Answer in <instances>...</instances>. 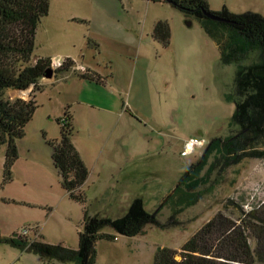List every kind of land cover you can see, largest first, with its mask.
Listing matches in <instances>:
<instances>
[{"label": "rangeland", "instance_id": "obj_1", "mask_svg": "<svg viewBox=\"0 0 264 264\" xmlns=\"http://www.w3.org/2000/svg\"><path fill=\"white\" fill-rule=\"evenodd\" d=\"M210 10L225 5L233 13L264 17V0H206ZM166 20L169 44L151 38L153 24ZM72 58L106 77L103 83L80 78L77 70L39 81L41 91L2 92L3 99L33 97L37 109L17 141L12 179L2 183L5 145L0 146V234L14 237L33 227L35 237L76 249L83 204L68 198L52 165L49 141L58 138L57 118L69 106L72 142L88 170L81 190L89 215H123L141 198L155 222L133 237L95 243V264H153L156 247L179 250L215 214L238 217L243 209L264 202V159L245 158L223 171L215 169L199 185L190 206L172 198L184 170L202 155L214 137L236 132L228 122L234 105L225 96L234 91L237 65H223L219 51L195 20L164 2L146 0H49L47 15L35 30L27 64L37 58ZM77 72V73H75ZM75 73V74H74ZM190 138L206 140L181 156ZM213 162L208 158L203 175ZM114 234L111 228L102 230ZM254 248V240L249 238ZM179 259V256H176ZM0 264H61L0 243ZM72 264V263H69Z\"/></svg>", "mask_w": 264, "mask_h": 264}, {"label": "trees", "instance_id": "obj_2", "mask_svg": "<svg viewBox=\"0 0 264 264\" xmlns=\"http://www.w3.org/2000/svg\"><path fill=\"white\" fill-rule=\"evenodd\" d=\"M146 1L168 3L185 19L195 20L216 45L223 65L255 54L253 62L237 65L234 91L225 96V100L234 105L228 124L236 127V132L210 139L202 155L186 167L173 190L171 197L175 198V205L190 206L197 200L195 189L205 184L215 169L223 171L245 158L264 159V17L249 11L233 13L225 5L218 11H212L206 0ZM48 8L49 0H0V146L5 145L2 183L12 179V166L18 158L17 141L23 138L24 127L37 109L34 97L41 91L39 80L50 68L49 57L37 58L33 64H27L34 47L36 27L40 18L47 15ZM206 13L217 16L218 20L208 18ZM151 38L163 47L168 46L170 29L166 20L154 22ZM74 65L75 62L66 57L52 74L56 76L74 71ZM77 75L97 83L106 81V77L88 69ZM31 85L34 97L27 102L2 97L6 89L25 90ZM56 122L59 136L48 142L52 165L68 198L83 204L77 248L42 240L30 241L17 235L6 237L0 234V243L61 264H95L97 240L142 234L146 225L155 222V213L146 211L141 198L136 197L119 217L89 215L81 190L88 170L72 142L69 106ZM211 156L213 162L200 175ZM236 208L239 212L236 219L218 212L178 251L165 246L156 247L153 264H264V202L248 210L239 205ZM105 227L111 228L114 234L104 233ZM249 238L254 240V248Z\"/></svg>", "mask_w": 264, "mask_h": 264}, {"label": "built area", "instance_id": "obj_3", "mask_svg": "<svg viewBox=\"0 0 264 264\" xmlns=\"http://www.w3.org/2000/svg\"><path fill=\"white\" fill-rule=\"evenodd\" d=\"M62 64V60H57V59H53L51 58L50 60V68L52 69V71H54L55 69H57L58 67H60ZM75 70H78L80 72H84V68L82 66H78L75 65L74 66ZM206 144V140L203 139H197V138H190L189 140H187L184 145H183V149L181 151V156H188L190 154H192L195 150V148H199V147H203ZM34 228L33 227H24L19 234V236L25 237L28 234H32L33 237H35L34 234Z\"/></svg>", "mask_w": 264, "mask_h": 264}, {"label": "water", "instance_id": "obj_4", "mask_svg": "<svg viewBox=\"0 0 264 264\" xmlns=\"http://www.w3.org/2000/svg\"><path fill=\"white\" fill-rule=\"evenodd\" d=\"M206 16H207L208 18H210V19L218 20V17L215 16V15H213V14L206 13ZM51 75H52V69L49 68V69H47V70L45 71V73H44V77H49V76H51ZM29 87H30V86H29ZM29 87H28V88H29ZM31 87H32V85H31ZM26 90H27V89H25V90H16V93H25Z\"/></svg>", "mask_w": 264, "mask_h": 264}, {"label": "crops", "instance_id": "obj_5", "mask_svg": "<svg viewBox=\"0 0 264 264\" xmlns=\"http://www.w3.org/2000/svg\"><path fill=\"white\" fill-rule=\"evenodd\" d=\"M64 58H66V57H64ZM72 59V58H71ZM73 60V59H72ZM74 62H75V65H78V66H82V64H80V63H78L76 60H73ZM74 65V66H75ZM84 69H86L84 66H82ZM73 69H74V67H73ZM75 70V69H74ZM88 70H91V71H94V72H96L95 70H93V69H88ZM78 71V70H77ZM97 73V72H96ZM97 74H99V73H97ZM100 75V74H99ZM101 76V75H100ZM44 78H46V77H42L39 81L41 82V81H43V80H46V79H44ZM76 148V147H75ZM80 154V153H79ZM15 163V162H14ZM14 165V164H13Z\"/></svg>", "mask_w": 264, "mask_h": 264}]
</instances>
